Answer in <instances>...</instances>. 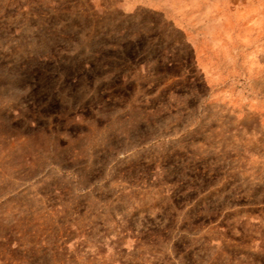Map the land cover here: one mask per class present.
<instances>
[{"label": "rangeland", "instance_id": "374dc122", "mask_svg": "<svg viewBox=\"0 0 264 264\" xmlns=\"http://www.w3.org/2000/svg\"><path fill=\"white\" fill-rule=\"evenodd\" d=\"M0 264H264V0H0Z\"/></svg>", "mask_w": 264, "mask_h": 264}]
</instances>
